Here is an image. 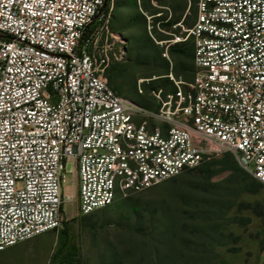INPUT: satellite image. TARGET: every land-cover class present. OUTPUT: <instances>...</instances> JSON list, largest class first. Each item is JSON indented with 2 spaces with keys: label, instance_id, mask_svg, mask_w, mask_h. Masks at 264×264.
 I'll list each match as a JSON object with an SVG mask.
<instances>
[{
  "label": "built area",
  "instance_id": "1",
  "mask_svg": "<svg viewBox=\"0 0 264 264\" xmlns=\"http://www.w3.org/2000/svg\"><path fill=\"white\" fill-rule=\"evenodd\" d=\"M104 3L0 0V251L61 225L65 172L82 215L224 153L264 185V0H195L184 33L155 41L169 62L190 42L192 77L170 69L152 106L108 83L121 40ZM150 3L149 32L170 12Z\"/></svg>",
  "mask_w": 264,
  "mask_h": 264
},
{
  "label": "rangeland",
  "instance_id": "2",
  "mask_svg": "<svg viewBox=\"0 0 264 264\" xmlns=\"http://www.w3.org/2000/svg\"><path fill=\"white\" fill-rule=\"evenodd\" d=\"M154 1L167 5L170 12L152 18L151 34L139 9L154 15L159 9L150 0H112L109 22L121 41L117 42V58L110 61L106 72L112 66L122 71H115L111 80L106 76L108 83L122 96L147 106L152 103L145 86L155 80L145 84L140 95L136 81L161 72L150 69L134 49L146 39L160 52L162 47L155 41L183 34L194 16L192 3L190 14L183 12L177 21L181 26L171 24L166 30L159 24L161 31L157 19H172L174 8L183 0ZM154 29L165 36L158 37ZM169 56L168 69L174 72L178 62L170 51ZM180 62L189 66L192 60L186 56ZM223 155L183 171L179 176L185 177L180 181L163 180L129 191L94 211L90 219L79 213L76 185L73 187L72 175L65 172L63 187L73 196L64 202L61 225L1 250L0 264H155V248L160 247L172 259L170 251L174 255L181 247V237L196 242V264H264V189H257L243 172L237 173L231 161L221 168ZM171 259L161 264H179V259Z\"/></svg>",
  "mask_w": 264,
  "mask_h": 264
},
{
  "label": "trees",
  "instance_id": "3",
  "mask_svg": "<svg viewBox=\"0 0 264 264\" xmlns=\"http://www.w3.org/2000/svg\"><path fill=\"white\" fill-rule=\"evenodd\" d=\"M194 1L195 0H192V3H194ZM186 3H187V1L183 0L181 2V5L176 6L174 8V14L172 16V19H168L167 21H164V22L161 23V26L164 29L170 30L171 29V24L177 22L182 17L184 9L186 7ZM108 5H109V0H105V3H104V6H103L102 10H106ZM192 20H193V18H192ZM125 25H127V23ZM154 31L156 32L155 29H154ZM156 34H157L158 37H164L165 36V35H163L161 33H158V32H156ZM134 50H135V52L137 54L136 55L137 57L140 56V57H143L144 60H146V63L149 65L150 69H156L158 72H161V73H159V76H157V78L154 79L155 83L152 84V85H149V86H145L146 87L145 90L147 89V91H150L151 89H155V88H157L159 86H162L164 88L167 87V89H171L172 85H170L167 82V80L162 77L163 75H165L168 72L169 69H168V62L166 61L165 58H163L161 56V51L158 52L156 49H154L153 43H151L150 41H147L146 39L141 41V44L138 45ZM169 51H170V53L173 55V57L178 62V67L174 70V74L176 76H181L184 79L189 80L192 77V63L189 66L188 65L185 66V64L180 62V59L182 57H186L187 56V58H189V59L191 58V60H192V45H191V43L190 42H185V43L176 44L175 46L171 47L169 49ZM111 68L112 69L110 71L106 72V76L108 77L109 80H111L112 77H116L115 71H117V70L119 71L120 70L116 66H112ZM120 71H122V70H120ZM114 90L116 91V89H114ZM135 90L137 92V89H135ZM137 94L140 95L138 92H137ZM230 161H231V163L235 164L234 168H235V171L237 173H240V172L242 173L243 172V174L249 176V178L251 179V183L254 186H256L257 189H264V185H262L255 178H253L251 175L246 173V171H244L238 165L235 157L232 154L224 153L223 160L220 161L219 164L221 165V168H226ZM184 177H185V175H180V176L178 175V177L175 176V177H172L170 179H167L168 181H166V183H174V182H177V181H180V180L184 179ZM246 190L248 191L249 188L246 189ZM125 200L129 202V200H131V199L127 198ZM128 206H129V204L127 205V207ZM94 215H95L94 212H91L89 214H83V219H90ZM179 240H180L181 247L177 248V252L173 255V253L170 251V254L173 257L172 259L173 260L176 259V258L179 259V264H196L194 262L195 254L197 253V249L194 246V244L197 246L196 242L191 241V240L187 239L186 237H181ZM153 255H155V257L153 259V262L155 264H161V263L164 262V260L171 259V258H169L168 255H166L165 251L163 252L161 250L160 247L155 248V251H154ZM62 261L63 260H61L60 262H62Z\"/></svg>",
  "mask_w": 264,
  "mask_h": 264
}]
</instances>
